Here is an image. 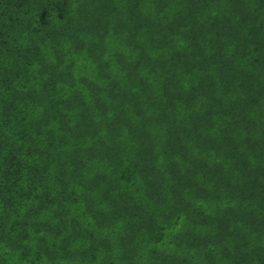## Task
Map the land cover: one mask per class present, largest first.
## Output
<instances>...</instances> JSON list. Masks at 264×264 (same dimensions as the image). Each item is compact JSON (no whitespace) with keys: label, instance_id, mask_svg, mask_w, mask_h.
Instances as JSON below:
<instances>
[{"label":"trees","instance_id":"16d2710c","mask_svg":"<svg viewBox=\"0 0 264 264\" xmlns=\"http://www.w3.org/2000/svg\"><path fill=\"white\" fill-rule=\"evenodd\" d=\"M0 264H264V0H0Z\"/></svg>","mask_w":264,"mask_h":264}]
</instances>
